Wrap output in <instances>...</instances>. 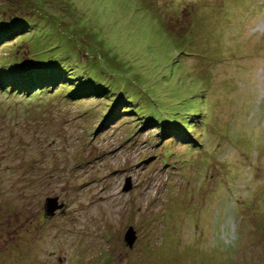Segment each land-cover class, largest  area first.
Listing matches in <instances>:
<instances>
[{
  "label": "rangeland",
  "instance_id": "374dc122",
  "mask_svg": "<svg viewBox=\"0 0 264 264\" xmlns=\"http://www.w3.org/2000/svg\"><path fill=\"white\" fill-rule=\"evenodd\" d=\"M240 3L0 0V29L31 27L0 70L26 59L72 79L28 95L0 81V264H264V193L241 195L220 162L233 68L260 53L236 43Z\"/></svg>",
  "mask_w": 264,
  "mask_h": 264
},
{
  "label": "clouds",
  "instance_id": "9594fccd",
  "mask_svg": "<svg viewBox=\"0 0 264 264\" xmlns=\"http://www.w3.org/2000/svg\"><path fill=\"white\" fill-rule=\"evenodd\" d=\"M236 12L233 31L238 38L236 43L259 48L260 53L233 68L238 100L233 128L220 162L231 173L230 187L239 189L251 201L264 193V30H252L255 24L264 21V0H241ZM240 242L238 228L235 237L227 245L221 242V246L238 247Z\"/></svg>",
  "mask_w": 264,
  "mask_h": 264
},
{
  "label": "trees",
  "instance_id": "16d2710c",
  "mask_svg": "<svg viewBox=\"0 0 264 264\" xmlns=\"http://www.w3.org/2000/svg\"><path fill=\"white\" fill-rule=\"evenodd\" d=\"M14 21L10 23L9 27H5L0 29V47L7 42H11L16 39L18 36H24L27 32H31V27H29V23L24 21L23 19H13ZM30 58V57H29ZM9 66V67H8ZM7 68L1 67L0 81H2V85L9 82V78L16 77L15 84H11L6 89L15 90L17 88L16 93L20 94L26 93V95L33 93L38 90H46V89H54L56 87H61L63 85H68L71 78L64 76L63 73L66 72H48L47 69L39 70L33 66V64L25 59L23 62L12 61ZM67 69V68H66ZM6 73H2V72ZM44 71V73L42 72ZM11 74H15V76H10ZM6 80V81H5ZM78 84V85H77ZM73 86L79 89V95L77 96H99L100 93L98 90H92L91 92H84L85 88L80 87V84L77 83ZM75 96V95H74ZM86 99V98H83ZM127 108V112L131 109Z\"/></svg>",
  "mask_w": 264,
  "mask_h": 264
},
{
  "label": "water",
  "instance_id": "95a60500",
  "mask_svg": "<svg viewBox=\"0 0 264 264\" xmlns=\"http://www.w3.org/2000/svg\"><path fill=\"white\" fill-rule=\"evenodd\" d=\"M131 189V184L128 181L127 186L124 188L125 191H129ZM60 210L61 212H65V205L59 204V199L55 198H48L45 204V213L49 217H54L56 212ZM126 242L129 247H133L136 242V236L134 230L131 228L126 235Z\"/></svg>",
  "mask_w": 264,
  "mask_h": 264
},
{
  "label": "flooded vegetation",
  "instance_id": "af4514ba",
  "mask_svg": "<svg viewBox=\"0 0 264 264\" xmlns=\"http://www.w3.org/2000/svg\"><path fill=\"white\" fill-rule=\"evenodd\" d=\"M50 198V197H49ZM48 199V198H47ZM46 204V203H45ZM59 204H64V203H61L60 201H59ZM45 208V207H44ZM61 211L60 210H58L57 212H56V215L54 216V217H49V216H47L46 215V213H45V215H46V217H48V218H50V219H54V218H56L57 217V215L60 213Z\"/></svg>",
  "mask_w": 264,
  "mask_h": 264
}]
</instances>
